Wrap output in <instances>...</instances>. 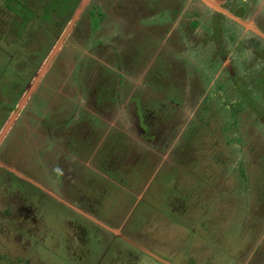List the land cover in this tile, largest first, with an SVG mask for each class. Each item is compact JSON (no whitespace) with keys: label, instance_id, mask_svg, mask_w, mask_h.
I'll return each mask as SVG.
<instances>
[{"label":"rangeland","instance_id":"374dc122","mask_svg":"<svg viewBox=\"0 0 264 264\" xmlns=\"http://www.w3.org/2000/svg\"><path fill=\"white\" fill-rule=\"evenodd\" d=\"M195 1L209 18L197 27L189 23L192 8L201 9L193 0H96L121 21L104 34L130 51L123 62H115L111 50L110 58L96 56L104 34L85 30L87 38L66 42L68 32L0 140V264H260L264 225L258 228L257 220L263 211L253 207L260 217L252 216V192L243 190L234 172L247 156L233 144L224 171L212 160L210 135L191 130L192 122L185 127L196 107L207 105L218 109L213 125L220 128L239 99L234 81L253 75L256 87V77L264 76L257 73L264 69V47L247 43L264 38V0ZM63 33L52 48L35 52L40 62L27 88ZM219 38L223 57L216 60L211 49ZM170 57L179 71L184 68V90L173 87L175 80L163 90L155 84L166 78ZM0 65V102L13 105L7 88L17 79L14 72L25 69L6 55ZM153 68L157 78L150 77ZM117 73L124 87L117 85ZM123 92L130 93L128 100ZM138 92L139 105L130 101ZM20 99L11 113L0 110V133ZM170 99L178 103L167 104ZM256 135L264 143L260 125ZM177 163L187 171L179 172ZM217 175H226L223 184ZM221 185L235 209L227 198L218 200Z\"/></svg>","mask_w":264,"mask_h":264},{"label":"trees","instance_id":"16d2710c","mask_svg":"<svg viewBox=\"0 0 264 264\" xmlns=\"http://www.w3.org/2000/svg\"><path fill=\"white\" fill-rule=\"evenodd\" d=\"M95 1L96 0H90L86 7L83 9L78 19L72 26L66 42L71 37L78 36L79 39L83 37L87 38L88 32H86L85 34V30L95 33L96 36H98L99 34L103 36L105 32L121 24L120 20L106 15L102 10V6L96 4ZM193 1L197 2L202 9L197 10L194 7L192 8V12L190 14V17L192 18L189 22L190 25L192 27H197L200 23H206L209 18L207 17V13L203 11L205 10L204 6L198 1ZM81 2L82 0H0V55H6L11 60L16 57L18 59V62L21 64L20 67L26 70L20 73L14 72L15 74L12 76V78L17 76V79H15L12 83H9V88H7V84L5 82L7 90H9V92L13 95V105H10L8 103L3 104L2 102H0L1 111H6L7 114L13 111L17 99L19 100V98L23 96L29 84V80L38 71L40 60L36 57L35 52H41L42 50H44L43 48L45 47V45L48 48H52L54 44L53 41L56 39L58 40L66 26L71 22ZM166 7L170 8L169 1L166 4ZM178 7V4L176 6H173L172 13L171 15H169L171 19L174 18L179 11ZM162 16L163 14H160L159 19H161ZM149 17L153 16L149 15L147 17H141V20H145ZM135 18L137 21V17ZM235 37V34H231L229 36V40H233L235 39ZM115 39V37H112L111 43H109L108 37L104 34V41L103 39H99V41H97L96 43L97 51L99 50L96 56H98L99 53V58H101L104 52L108 54L107 51L111 50L117 55L115 62L117 60H121L123 62L130 51L128 50V52L125 53L120 50ZM253 40L254 38L251 37L250 40L247 41V43H249L251 47H254L255 49H261L264 47V40L260 37L256 39V43H253ZM103 42H105V44H103ZM98 44L103 45L102 47H100ZM213 46L214 49H211L213 58L219 60V57H223L222 40L220 38L216 39L213 43ZM117 50L120 52L119 55ZM165 51L166 50H163L164 55ZM84 56L85 57L83 61H87V59L89 58L88 53H85ZM165 57L168 58L169 56L165 55ZM106 58V56H103L101 59L104 60ZM168 61L169 62H167V66L163 70V74L167 75L166 78H164L163 81L156 80L155 84L157 86H161L160 88H162L163 90V87L165 85L172 83L175 80L176 83H174L173 87L177 88L178 90H184L185 86L182 82L183 77L179 78V76H183L182 73L184 72V68L181 67L182 71H179L180 65L173 63L171 57L168 59ZM118 64L119 63H116V66H118ZM0 67L3 71V67L1 65ZM7 67H11V65L8 64ZM154 70L158 69L153 68L149 71L151 73V78H157ZM2 71L0 72L1 79L3 77ZM260 72L264 74V69L262 68L261 70H258L257 73L259 74ZM257 73L255 74L258 76ZM116 76L117 85L120 87H124L125 79L123 78L121 73H117ZM253 77L254 76L251 75L249 77V79L251 78V80L248 82L244 81V79L234 81L235 84L233 90L236 91L239 99L237 102L231 104L226 116L229 119H224L222 121L224 125H221L220 128H216L215 125H213L214 120L218 114V109L216 107L210 108L206 105V109H199L198 107H196L190 123H187L188 125L187 127H185V129L191 128L190 124L192 122L193 127L191 130H194V128H196L200 133L210 135L212 160L215 161L216 164L222 166L224 171L228 168L229 163L233 159L234 151L229 148L233 144H237V152H241L243 156H247L240 159L236 166L237 170H235L234 172H238L241 183L243 185V190H250L252 192V197L254 198L253 200L251 199V202L253 204V206L250 208V210H253L252 216L257 215L255 214L256 208H262V222H260L261 220H257L259 228L262 226V224L264 225V143H260L258 141L256 130L259 125L264 128V76L256 77V87L254 85ZM151 82H153V80ZM151 82L149 81V83ZM250 83L251 86L249 85ZM133 88L135 87L133 86ZM191 88L196 90L198 86L192 84ZM138 89L140 90V87H138ZM255 90H258V93L255 94ZM129 94L128 92H123L122 96L126 100H128ZM136 95L137 96L135 97H131L130 101L135 102L137 103V105H139L140 103L138 104V102L135 101V98L139 96V92ZM257 95L261 96V99L263 101L258 102L256 97ZM177 103L178 102L171 101L170 99L169 103L167 104L174 105ZM165 105L166 104H164V107ZM170 110L172 111L171 108ZM251 116L252 119L249 122ZM243 124L248 125L247 129L244 132ZM135 128L137 129V127ZM227 131L228 133L233 134L234 137L233 135L231 137L223 135L225 134L223 132ZM253 134L254 137L252 140L251 138ZM245 158L247 159V161H244ZM175 167H177L179 172L185 173L187 171H185L184 168L178 163ZM176 173L179 175L178 172ZM248 175H250L252 178L248 179ZM225 176L226 175H217V183L223 184L225 181ZM247 182L248 184H246ZM221 187V193V188L220 190L218 189L220 197L218 200L223 201L227 198L228 193L227 191H225L223 185H221ZM209 188H211L210 190H213L214 192L215 189L213 186H210ZM196 192L205 194L208 193V190H200ZM202 199L203 196L200 197L199 201H201ZM212 199L214 200V198H210V200ZM204 200H206V197L204 198ZM227 200L230 203V199L227 198ZM230 205L231 208L235 209L231 203ZM261 205L263 207H261ZM253 207L256 208L253 209ZM240 209L241 208H238L237 210ZM245 215L246 214H244V216ZM257 216L260 217L259 215ZM262 229L263 230L261 231H264L263 227ZM262 247L264 250V245ZM260 259L261 258H258V261ZM263 260L264 257H262L260 264L263 262Z\"/></svg>","mask_w":264,"mask_h":264},{"label":"water","instance_id":"95a60500","mask_svg":"<svg viewBox=\"0 0 264 264\" xmlns=\"http://www.w3.org/2000/svg\"><path fill=\"white\" fill-rule=\"evenodd\" d=\"M90 0H82L79 8L77 9V11L75 12L71 22L67 25L65 32L63 33V35L61 36V38L59 39L58 43L54 46L49 58L47 59V61L45 62V64L42 66V68L40 69L39 73L37 74L35 81L33 83H31V85L27 88L26 92L24 93V95L21 97V101L18 103L12 117L10 118L9 122L4 126V129L2 130V132L0 133V140L3 137L4 133L7 132L10 124L12 123V121L15 119L16 115L18 114L19 110L22 108L23 104L25 103V101L27 100V98L29 97V95L31 94V92L33 91L36 82L38 81V79L43 75L46 67L49 65L50 60L52 59L53 55L59 50V48L62 46V43L64 42L66 36L68 35V32L72 29V26L74 25V23L76 22V20L78 19L79 15L81 14V12L83 11V9L86 7V5L89 3ZM204 3H209L207 0H202ZM208 5V4H207ZM222 11V10H221ZM229 17V16H228ZM232 20H234L235 22H237L238 24L242 23L240 22L239 19L237 18H230Z\"/></svg>","mask_w":264,"mask_h":264},{"label":"flooded vegetation","instance_id":"af4514ba","mask_svg":"<svg viewBox=\"0 0 264 264\" xmlns=\"http://www.w3.org/2000/svg\"><path fill=\"white\" fill-rule=\"evenodd\" d=\"M263 38V37H262ZM263 40H264V38H263ZM6 170H8V169H6ZM9 171V170H8ZM7 171V172H8ZM10 172H12L13 174H14V172L11 170ZM32 186H34V185H32ZM35 187V186H34ZM122 239V238H121ZM122 240H124V241H126L127 243H129V244H132V246L133 247H135L136 249H138V250H141L142 251V248H140L138 245H137V243H133V242H131V241H129L128 239H122Z\"/></svg>","mask_w":264,"mask_h":264}]
</instances>
